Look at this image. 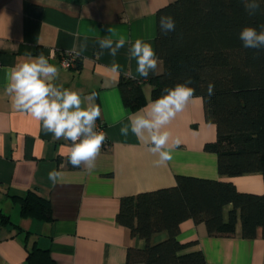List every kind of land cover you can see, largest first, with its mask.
I'll return each mask as SVG.
<instances>
[{
	"label": "crops",
	"instance_id": "crops-1",
	"mask_svg": "<svg viewBox=\"0 0 264 264\" xmlns=\"http://www.w3.org/2000/svg\"><path fill=\"white\" fill-rule=\"evenodd\" d=\"M174 0H0V264H28V250L48 249L57 264H122L129 247L143 248L145 240L117 222L120 199L142 191L175 184L178 175L229 180L242 192L261 193V173L220 175L217 154L204 148L216 139V126L205 119L203 99L193 100L168 125L181 143L166 166L156 167V156L131 132L122 136L120 127L148 103L151 85L142 84L145 104H125L118 86L120 75L136 76V61L129 60L126 44L115 57L100 54L98 38L126 36L152 44L155 50L156 11ZM75 64L59 61L67 51L80 50ZM75 52V51H74ZM59 69L55 83L88 95L97 93L101 118L109 142L101 148L91 172L67 163L69 141L54 140L41 123L12 107L6 94L8 69L39 54ZM119 63V73L110 71ZM162 71V62L157 73ZM197 97H201L196 95ZM154 100V99H153ZM63 174L53 185L51 170ZM29 191L47 198L51 218L23 215L17 196ZM230 208L227 205L226 212ZM165 232L151 237L157 242ZM178 239L195 240L184 251L201 250L199 264H264V237H243L237 222L231 236L207 233L204 223L184 220Z\"/></svg>",
	"mask_w": 264,
	"mask_h": 264
},
{
	"label": "trees",
	"instance_id": "trees-1",
	"mask_svg": "<svg viewBox=\"0 0 264 264\" xmlns=\"http://www.w3.org/2000/svg\"><path fill=\"white\" fill-rule=\"evenodd\" d=\"M171 15L175 31L164 35L159 18ZM264 24L261 9L250 16L241 0H174L156 11L155 52L162 71L148 79L120 75L122 99L131 108L147 101L142 84L151 85L150 99L166 87L189 77L195 95L203 98L205 119L216 126V139L204 148L217 154L220 175L261 173L264 178V50L246 49L239 33L245 26ZM78 58V56H77ZM214 94L207 96V85ZM23 215L51 218L49 200L29 191L17 196ZM230 205L226 212L225 208ZM117 222L145 240L143 248L129 247L122 264H199L201 250L184 251L195 240L178 239L181 223H204L207 233L231 236L237 222L243 237H264V191H239L233 182L178 175L175 184L121 197ZM166 237L152 242L151 237ZM28 264H57L48 249L34 246Z\"/></svg>",
	"mask_w": 264,
	"mask_h": 264
},
{
	"label": "clouds",
	"instance_id": "clouds-1",
	"mask_svg": "<svg viewBox=\"0 0 264 264\" xmlns=\"http://www.w3.org/2000/svg\"><path fill=\"white\" fill-rule=\"evenodd\" d=\"M248 15L254 16L261 9V0H241ZM175 20L171 15L159 18V29L164 35L175 31ZM109 35L98 38L100 54L108 50L115 57L119 50L129 44L128 58L136 61V73L145 80L149 75L157 74L160 58L151 43L137 38L131 42L126 36L112 38V28L107 29ZM242 46L246 49L264 50V24L245 26L239 33ZM81 45L76 55L86 48ZM121 65L115 60L110 71L119 73ZM126 75H128L126 73ZM59 69L49 63L43 53L36 57H28L8 69L6 94L11 98L12 107L30 115L41 123L42 130L50 133L54 140L70 142L67 152V163L73 168H83L91 172L96 167V160L101 148L107 140V134L97 127L101 118L100 106L95 103L97 93L84 95L82 92L58 86L55 81ZM136 79V76H131ZM189 77L183 83L166 87L156 99H148V103L128 117V123L122 124L120 133L128 136L131 132L146 150L157 159L154 166H166L173 160V153L179 147L180 139L173 138L168 125L182 113L195 99H203L195 95V88ZM214 94V84L207 85V96ZM48 179L55 186L63 182V174L59 170H51Z\"/></svg>",
	"mask_w": 264,
	"mask_h": 264
},
{
	"label": "built area",
	"instance_id": "built-area-1",
	"mask_svg": "<svg viewBox=\"0 0 264 264\" xmlns=\"http://www.w3.org/2000/svg\"><path fill=\"white\" fill-rule=\"evenodd\" d=\"M77 58V55L75 54L74 51H67L65 52L59 63L61 66L63 67H71L75 64V60ZM97 127H98V130L99 129H103L104 130V127H103V124L100 122V121H97ZM105 131V130H104ZM70 143V142H69ZM103 148H108L109 147V142L108 140H106V142L103 144L102 146Z\"/></svg>",
	"mask_w": 264,
	"mask_h": 264
}]
</instances>
